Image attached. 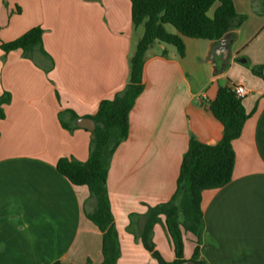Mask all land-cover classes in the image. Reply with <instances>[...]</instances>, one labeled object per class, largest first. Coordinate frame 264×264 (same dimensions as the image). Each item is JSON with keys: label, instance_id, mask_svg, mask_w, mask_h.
Listing matches in <instances>:
<instances>
[{"label": "crops", "instance_id": "0c3cea01", "mask_svg": "<svg viewBox=\"0 0 264 264\" xmlns=\"http://www.w3.org/2000/svg\"><path fill=\"white\" fill-rule=\"evenodd\" d=\"M232 3L245 20L227 37L225 66L219 40L183 37V56L163 43L147 51L143 91L106 179L116 264H158L139 238L147 208L173 195L190 139L218 143L222 126L208 105L219 87L236 85L247 90L249 117L232 143V178L202 193L199 240L182 231V255L188 260L197 244L206 264H264V0ZM33 27L43 30L49 71L45 58L38 65L0 50V96H10L0 120V264H101L102 234L85 215L93 209L88 189L55 167L63 157L86 161L90 133L63 129L58 115L93 116L121 91L143 30L132 28L129 0H0L2 42ZM152 242L164 261L175 259L164 225L153 227Z\"/></svg>", "mask_w": 264, "mask_h": 264}, {"label": "trees", "instance_id": "16d2710c", "mask_svg": "<svg viewBox=\"0 0 264 264\" xmlns=\"http://www.w3.org/2000/svg\"><path fill=\"white\" fill-rule=\"evenodd\" d=\"M130 20L135 30L142 27L143 33L137 40L134 51L128 59V80L124 88L111 99L100 101L93 116L87 117L94 122L90 133L88 158L84 162L73 158H59L56 171L73 186H85L93 209L86 212V218L102 234L101 264H116L120 256L118 233L114 226L106 179L110 159L116 148L128 136V115L137 97L143 91L142 71L146 54L154 43L175 47L179 56L184 54L182 38L217 41L226 35L233 36L245 20V16L235 12L232 0H129ZM214 5L211 16L210 8ZM170 25L176 33H169L165 26ZM43 30L33 27L10 42L0 40L3 53L19 50L34 63L45 58L48 65L42 67L49 71L53 62L42 49ZM260 68L252 71L260 75ZM10 96H0V120L4 119L3 105L8 104ZM208 110L222 126V136L215 145H206L190 139L182 156L175 190L171 198L156 206H149L139 231L142 246L158 264H206L198 245L192 256L183 258L182 231L191 233L199 240L202 226V193L223 187L230 182L234 168L235 154L232 143L242 131L249 115L230 87H219ZM78 117L71 111H63L58 120L63 129L73 131ZM163 217V222L160 217ZM156 224L164 225L173 246L175 259L166 262L155 250L152 231ZM86 264H90L87 262Z\"/></svg>", "mask_w": 264, "mask_h": 264}, {"label": "water", "instance_id": "95a60500", "mask_svg": "<svg viewBox=\"0 0 264 264\" xmlns=\"http://www.w3.org/2000/svg\"><path fill=\"white\" fill-rule=\"evenodd\" d=\"M227 37L228 35L224 36L221 40H219V44L221 47L224 48V50H221V52L225 55L223 57V66L226 65V62H227V57L229 55V47H228V43H227ZM74 125L77 127V128H82L86 131H93L94 130V122L92 119H89V118H77L75 119L74 121ZM189 264H194L193 262H187Z\"/></svg>", "mask_w": 264, "mask_h": 264}, {"label": "built area", "instance_id": "2783aa9c", "mask_svg": "<svg viewBox=\"0 0 264 264\" xmlns=\"http://www.w3.org/2000/svg\"><path fill=\"white\" fill-rule=\"evenodd\" d=\"M232 91L235 93V95L238 98H244L247 94L246 88L241 86V85H236V86L232 87Z\"/></svg>", "mask_w": 264, "mask_h": 264}, {"label": "rangeland", "instance_id": "374dc122", "mask_svg": "<svg viewBox=\"0 0 264 264\" xmlns=\"http://www.w3.org/2000/svg\"><path fill=\"white\" fill-rule=\"evenodd\" d=\"M215 7H216V5H214L212 8H210V10H209V12H208V16H211V15H212L213 10H214ZM141 29H142V27H141ZM165 29H166V31L169 32V33H175V30H174L173 27L170 26V25H166V26H165ZM142 30H143V29H142Z\"/></svg>", "mask_w": 264, "mask_h": 264}]
</instances>
